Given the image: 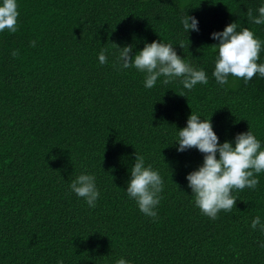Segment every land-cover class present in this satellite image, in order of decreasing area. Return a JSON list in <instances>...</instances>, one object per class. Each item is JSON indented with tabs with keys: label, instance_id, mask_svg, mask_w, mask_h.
Returning <instances> with one entry per match:
<instances>
[{
	"label": "trees",
	"instance_id": "trees-1",
	"mask_svg": "<svg viewBox=\"0 0 264 264\" xmlns=\"http://www.w3.org/2000/svg\"><path fill=\"white\" fill-rule=\"evenodd\" d=\"M16 2L17 31L0 32V264H264V173L212 220L186 179L203 154L175 143L193 112L211 119L220 143L250 128L264 150V77L221 86L211 46L213 32L236 22L261 41L264 63V24L247 15L264 0ZM186 15L199 31L185 32ZM153 41L175 47L208 83L186 90L161 77L145 88L144 73L120 66L115 44L134 45L135 55ZM135 154L163 179L156 218L126 191ZM80 174L95 176V207L70 188Z\"/></svg>",
	"mask_w": 264,
	"mask_h": 264
},
{
	"label": "clouds",
	"instance_id": "clouds-1",
	"mask_svg": "<svg viewBox=\"0 0 264 264\" xmlns=\"http://www.w3.org/2000/svg\"><path fill=\"white\" fill-rule=\"evenodd\" d=\"M17 9L16 0H3L0 6V32L17 31ZM257 11L258 16H254L253 11L248 10L249 20L256 25L264 24V6ZM182 24L187 33L190 30L199 31L198 20L193 16L186 15ZM237 27L236 22H233L222 32L211 34L212 39L218 41L211 45L218 53L212 75L221 86L228 84L229 76L242 78L245 83L251 81L256 74L264 77V63H257L261 41L248 28L237 31ZM35 43L32 41L31 46L34 47ZM115 46L119 49L118 62L123 69L135 68L145 74V88H153L161 77L164 78V84L179 79L186 90H192L197 84L208 83L206 72L186 63L171 44L161 41L145 43L143 49L135 55L131 54L134 45ZM17 55V51L12 52L13 57ZM98 59L101 65L107 63L104 51L99 54ZM175 143L178 144V152L195 148L203 154L202 165L190 172L186 179L195 206L212 220L217 219L222 210L230 212L235 207L237 199L232 194L233 190H254L259 184L257 176L264 173V150L250 128L247 132L237 134L233 142L220 143L211 119L201 120L199 115L191 112L186 127L178 130ZM130 176L126 189L128 196L135 200L140 212L156 218L155 209L160 203L164 187L162 177L151 165L145 166V158L138 154H135V164L130 170ZM70 188L89 207H95L99 191L94 175L80 174L72 181ZM257 225H260L259 216L252 220L251 228L255 230ZM260 230L264 231V225H260ZM116 264L128 262L121 258Z\"/></svg>",
	"mask_w": 264,
	"mask_h": 264
}]
</instances>
